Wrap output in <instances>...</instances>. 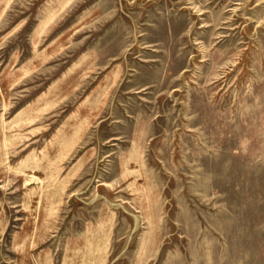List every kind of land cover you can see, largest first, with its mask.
<instances>
[{
	"label": "rangeland",
	"instance_id": "374dc122",
	"mask_svg": "<svg viewBox=\"0 0 264 264\" xmlns=\"http://www.w3.org/2000/svg\"><path fill=\"white\" fill-rule=\"evenodd\" d=\"M0 264H264V0H0Z\"/></svg>",
	"mask_w": 264,
	"mask_h": 264
}]
</instances>
